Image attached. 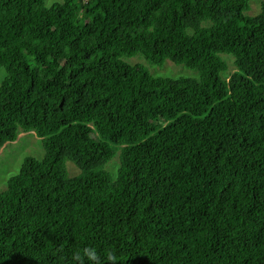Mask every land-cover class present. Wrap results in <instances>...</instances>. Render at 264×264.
I'll use <instances>...</instances> for the list:
<instances>
[{
	"label": "trees",
	"instance_id": "1",
	"mask_svg": "<svg viewBox=\"0 0 264 264\" xmlns=\"http://www.w3.org/2000/svg\"><path fill=\"white\" fill-rule=\"evenodd\" d=\"M249 10L0 0V149L33 131L45 150L0 192V264H264V1Z\"/></svg>",
	"mask_w": 264,
	"mask_h": 264
},
{
	"label": "rangeland",
	"instance_id": "2",
	"mask_svg": "<svg viewBox=\"0 0 264 264\" xmlns=\"http://www.w3.org/2000/svg\"><path fill=\"white\" fill-rule=\"evenodd\" d=\"M61 0H47V4L51 5ZM250 4V10L246 13L248 16H257L261 12V4L264 0H248ZM231 72L234 71L233 59L227 58ZM129 64H142L144 65L153 76L178 78V77H190L199 78V73L184 66H179L171 61H166L163 66H157L151 62H148L141 56H136L131 59H127ZM4 70H0V81L4 77ZM45 155L43 147V141L33 131L21 132L18 139L14 142L7 143L2 149H0V192L6 188L7 181L12 175L18 172L22 166V163L27 157H35L41 159ZM120 159L119 153L117 156L107 165V170L111 173H115L119 167ZM67 169L70 176H77L80 174V169L71 161L66 162ZM116 175V173H115Z\"/></svg>",
	"mask_w": 264,
	"mask_h": 264
},
{
	"label": "clouds",
	"instance_id": "3",
	"mask_svg": "<svg viewBox=\"0 0 264 264\" xmlns=\"http://www.w3.org/2000/svg\"><path fill=\"white\" fill-rule=\"evenodd\" d=\"M84 251H85V254L89 257L90 260H95V259H96V253H95L94 250H92V249H85ZM75 259L79 260L80 257L77 255V256L75 257ZM108 259H109L110 261H115V257L112 256V255H110V256L108 257Z\"/></svg>",
	"mask_w": 264,
	"mask_h": 264
}]
</instances>
